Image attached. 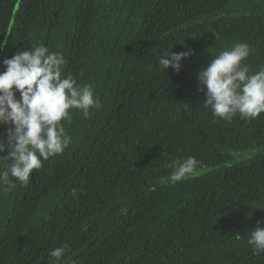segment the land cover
Masks as SVG:
<instances>
[{"label": "trees", "instance_id": "trees-1", "mask_svg": "<svg viewBox=\"0 0 264 264\" xmlns=\"http://www.w3.org/2000/svg\"><path fill=\"white\" fill-rule=\"evenodd\" d=\"M240 42L258 72L264 0H0V72L42 43L103 105L70 110V146L0 193V264H52L61 246L66 264H264L247 243L264 227V113L215 118L196 78ZM189 49L178 73L159 67ZM188 156L200 175L159 182Z\"/></svg>", "mask_w": 264, "mask_h": 264}, {"label": "clouds", "instance_id": "clouds-1", "mask_svg": "<svg viewBox=\"0 0 264 264\" xmlns=\"http://www.w3.org/2000/svg\"><path fill=\"white\" fill-rule=\"evenodd\" d=\"M251 51L249 44L236 43L220 51L198 71V90L206 96L204 107L215 118L231 121L239 115L241 119H255L264 113V67L250 73L249 66L243 63ZM192 54L190 49L180 53L168 51L158 58V65L164 72L171 67L178 73L182 61ZM66 63L61 52L50 51L42 43L18 50L3 60L0 126L7 127L0 134V153L6 151L4 157L10 163L0 171V193L14 191L17 184L27 187L33 171L41 169L43 161L63 154L70 146L72 137L65 130V124L71 120L70 110L82 111L89 118L90 110L103 107L91 84H79L70 73L63 75ZM151 67L148 66L149 71ZM83 75L81 72L80 76ZM171 169L160 183L175 184L200 175V161L192 156L176 158ZM257 208L264 209H251ZM260 224L258 221L247 239L256 254L264 253V227ZM65 252L66 246L52 250V264H66Z\"/></svg>", "mask_w": 264, "mask_h": 264}]
</instances>
